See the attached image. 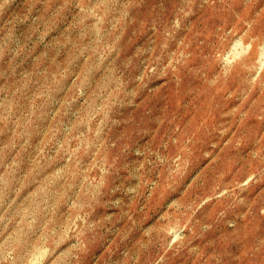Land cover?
I'll return each mask as SVG.
<instances>
[{
    "label": "rangeland",
    "instance_id": "obj_1",
    "mask_svg": "<svg viewBox=\"0 0 264 264\" xmlns=\"http://www.w3.org/2000/svg\"><path fill=\"white\" fill-rule=\"evenodd\" d=\"M0 264H264V0H0Z\"/></svg>",
    "mask_w": 264,
    "mask_h": 264
}]
</instances>
